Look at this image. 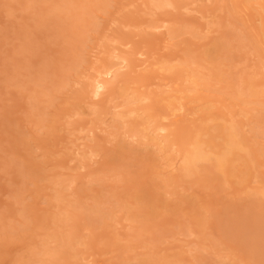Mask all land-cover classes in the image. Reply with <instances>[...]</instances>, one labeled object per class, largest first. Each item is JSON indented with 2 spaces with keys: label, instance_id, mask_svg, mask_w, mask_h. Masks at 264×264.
<instances>
[{
  "label": "rangeland",
  "instance_id": "1",
  "mask_svg": "<svg viewBox=\"0 0 264 264\" xmlns=\"http://www.w3.org/2000/svg\"><path fill=\"white\" fill-rule=\"evenodd\" d=\"M0 264H264V0H0Z\"/></svg>",
  "mask_w": 264,
  "mask_h": 264
},
{
  "label": "bare ground",
  "instance_id": "2",
  "mask_svg": "<svg viewBox=\"0 0 264 264\" xmlns=\"http://www.w3.org/2000/svg\"><path fill=\"white\" fill-rule=\"evenodd\" d=\"M108 74V73H107ZM109 75H110V73H109ZM97 85H96V88L97 89H99L100 87H101V84L99 83V82H97L96 83ZM227 135V134H226ZM229 135V134H228ZM230 135H232V134H230ZM224 136H225V134H224ZM227 138V137H226ZM232 139V138H231ZM226 141V142H225ZM225 141H224V145H225V150H226V152H228L230 155H231V153L233 154V151H234V149H235V143H233V140L231 141V140H229L228 138H227V140L225 139ZM188 151V153L186 154L187 156H185V160H186V166L188 165V166H191L192 164H195V162L196 161H199V159H201V158H206V154H203L201 151H202V149H201V145H200V143L197 141L195 144H194V147L191 149V150H187ZM235 153V152H234ZM208 155V154H207ZM234 155H236V154H234ZM225 156H227V155H225ZM229 156V155H228ZM208 157V156H207ZM223 157H224V155H223ZM224 158H226V157H224ZM223 158V159H224ZM228 158V157H227ZM226 160V159H225ZM227 161V160H226ZM219 162V161H218ZM187 166V167H188ZM185 167V166H184ZM186 170V169H185Z\"/></svg>",
  "mask_w": 264,
  "mask_h": 264
}]
</instances>
